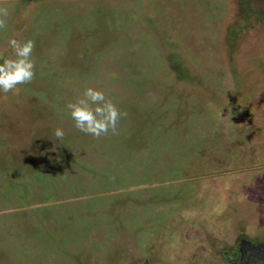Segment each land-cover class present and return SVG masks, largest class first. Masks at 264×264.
Listing matches in <instances>:
<instances>
[{"label": "rangeland", "instance_id": "1", "mask_svg": "<svg viewBox=\"0 0 264 264\" xmlns=\"http://www.w3.org/2000/svg\"><path fill=\"white\" fill-rule=\"evenodd\" d=\"M5 9L0 59L31 39L35 76L0 93V264H233L264 245V0ZM85 87L124 113L116 134L75 129Z\"/></svg>", "mask_w": 264, "mask_h": 264}, {"label": "clouds", "instance_id": "2", "mask_svg": "<svg viewBox=\"0 0 264 264\" xmlns=\"http://www.w3.org/2000/svg\"><path fill=\"white\" fill-rule=\"evenodd\" d=\"M6 16L7 10H0V31L6 26ZM34 46L31 39L8 38L7 47L11 49V55L0 59V93L15 92L18 86L32 82L35 76ZM65 111L76 130L97 138L109 132L116 134L118 121L124 115L103 91L93 87H85L81 95L68 100ZM53 135L61 141L65 132L58 127Z\"/></svg>", "mask_w": 264, "mask_h": 264}, {"label": "trees", "instance_id": "3", "mask_svg": "<svg viewBox=\"0 0 264 264\" xmlns=\"http://www.w3.org/2000/svg\"><path fill=\"white\" fill-rule=\"evenodd\" d=\"M241 239L244 240L243 238H241ZM251 248H252V251L251 250L249 252L246 251V249L242 245V242L238 243V246H237V250L240 253V255H243V254L248 255L251 258V260H255L257 262V264H258L260 261L254 255L255 254L254 250H262L264 248V245H253V247H251ZM245 255H244V257H245Z\"/></svg>", "mask_w": 264, "mask_h": 264}, {"label": "flooded vegetation", "instance_id": "4", "mask_svg": "<svg viewBox=\"0 0 264 264\" xmlns=\"http://www.w3.org/2000/svg\"><path fill=\"white\" fill-rule=\"evenodd\" d=\"M239 239H241V238H239ZM236 243H235V246H236ZM233 254H234L235 257L237 256L236 258H234V256H233V260H232L233 264H238L237 261H240V264H245V263H249L250 264L251 258L248 255H245V257H244V256L240 255V253L238 251H236V252L233 251ZM233 254H230L231 257H232ZM243 258H245L247 260V262H246V260H243ZM253 262H255L254 264H257V262L255 260Z\"/></svg>", "mask_w": 264, "mask_h": 264}]
</instances>
